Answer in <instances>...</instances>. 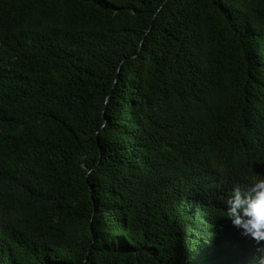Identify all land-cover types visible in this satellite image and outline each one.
Returning a JSON list of instances; mask_svg holds the SVG:
<instances>
[{
	"label": "trees",
	"instance_id": "obj_1",
	"mask_svg": "<svg viewBox=\"0 0 264 264\" xmlns=\"http://www.w3.org/2000/svg\"><path fill=\"white\" fill-rule=\"evenodd\" d=\"M261 177L264 0H0V264H255Z\"/></svg>",
	"mask_w": 264,
	"mask_h": 264
},
{
	"label": "clouds",
	"instance_id": "obj_2",
	"mask_svg": "<svg viewBox=\"0 0 264 264\" xmlns=\"http://www.w3.org/2000/svg\"><path fill=\"white\" fill-rule=\"evenodd\" d=\"M226 217L233 226L240 228L242 236H250L258 245L264 242V177L247 189L236 186L225 200ZM255 264H264V245L256 249L252 257Z\"/></svg>",
	"mask_w": 264,
	"mask_h": 264
},
{
	"label": "rangeland",
	"instance_id": "obj_3",
	"mask_svg": "<svg viewBox=\"0 0 264 264\" xmlns=\"http://www.w3.org/2000/svg\"><path fill=\"white\" fill-rule=\"evenodd\" d=\"M51 223H52L53 225H56V226L61 225V221H60V220H57V219H55V218H52V219H51Z\"/></svg>",
	"mask_w": 264,
	"mask_h": 264
}]
</instances>
